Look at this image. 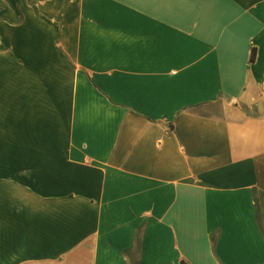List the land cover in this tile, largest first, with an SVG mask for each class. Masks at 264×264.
<instances>
[{"label": "crops", "instance_id": "0c3cea01", "mask_svg": "<svg viewBox=\"0 0 264 264\" xmlns=\"http://www.w3.org/2000/svg\"><path fill=\"white\" fill-rule=\"evenodd\" d=\"M182 262L264 264V0H0V264Z\"/></svg>", "mask_w": 264, "mask_h": 264}, {"label": "trees", "instance_id": "16d2710c", "mask_svg": "<svg viewBox=\"0 0 264 264\" xmlns=\"http://www.w3.org/2000/svg\"><path fill=\"white\" fill-rule=\"evenodd\" d=\"M254 59H255V51H253V56H252V60H253V61H254ZM181 264H187V263L182 262Z\"/></svg>", "mask_w": 264, "mask_h": 264}]
</instances>
